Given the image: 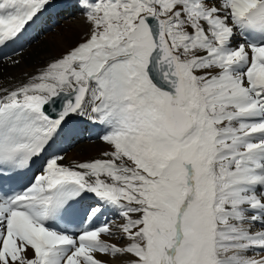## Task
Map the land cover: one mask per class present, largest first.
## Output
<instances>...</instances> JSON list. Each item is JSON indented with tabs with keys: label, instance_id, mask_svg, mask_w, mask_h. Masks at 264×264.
<instances>
[{
	"label": "snow or ice",
	"instance_id": "snow-or-ice-1",
	"mask_svg": "<svg viewBox=\"0 0 264 264\" xmlns=\"http://www.w3.org/2000/svg\"><path fill=\"white\" fill-rule=\"evenodd\" d=\"M69 9L0 72V264H264V0H0V66Z\"/></svg>",
	"mask_w": 264,
	"mask_h": 264
},
{
	"label": "bare ground",
	"instance_id": "bare-ground-1",
	"mask_svg": "<svg viewBox=\"0 0 264 264\" xmlns=\"http://www.w3.org/2000/svg\"><path fill=\"white\" fill-rule=\"evenodd\" d=\"M64 12L66 16V11ZM74 12V10H71V13ZM47 17L45 16V18H42L37 28L32 31L31 35L37 36L38 38L33 40L31 45H26L24 52L26 59L22 61L21 65L19 67L0 66V72L12 77H20L25 72H32L49 50H56L57 48H63L74 44L87 28L82 17L76 22L73 21L74 23L64 20L66 24H68V28L63 31V34H61V32L56 33L57 31H61L59 27H56L54 31L48 33V35L46 31H44L45 23L48 25L54 21L55 18L53 15ZM41 25L42 28H40ZM47 27L49 28V26ZM51 33L56 34L50 35ZM29 38L31 39V36ZM92 135L91 132H86L83 136H77L71 143V146L75 148L67 153L64 162L69 163L71 161H81L98 157L107 146L99 140H96L95 136ZM89 136H92L91 140L88 139ZM82 137L83 140L81 139Z\"/></svg>",
	"mask_w": 264,
	"mask_h": 264
},
{
	"label": "rangeland",
	"instance_id": "rangeland-1",
	"mask_svg": "<svg viewBox=\"0 0 264 264\" xmlns=\"http://www.w3.org/2000/svg\"><path fill=\"white\" fill-rule=\"evenodd\" d=\"M63 13H65V12H63ZM75 15H73V17H69V18H67V19H65V21L66 22H72V23H74V22H76L77 20H80V18H81V16L79 15V13H78V18L77 17H74ZM47 17V16H46ZM62 17V16H61ZM45 18V17H44ZM48 18V17H47ZM54 21H56V22H58V24H56ZM54 21H52L50 24H48L47 25V23H45V29H47L48 27L47 26H49V27H51L52 29H55L56 27H59L60 29H61V31H57L56 33H58V32H61V34H63L64 32L63 31H65L66 30V28H68V24H66V22L64 21V20H62V22L61 21H59V18L58 19H54ZM74 21V22H73ZM53 23H55V24H53ZM72 23H69V24H72ZM40 28H42V25L40 26ZM58 28V29H59ZM54 31V30H53ZM50 32H52V31H46V34H48V33H50ZM56 33H51L50 35H53V34H56ZM49 35V34H48Z\"/></svg>",
	"mask_w": 264,
	"mask_h": 264
}]
</instances>
